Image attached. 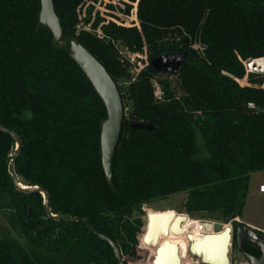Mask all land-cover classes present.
Here are the masks:
<instances>
[{
	"label": "trees",
	"instance_id": "obj_1",
	"mask_svg": "<svg viewBox=\"0 0 264 264\" xmlns=\"http://www.w3.org/2000/svg\"><path fill=\"white\" fill-rule=\"evenodd\" d=\"M52 1L63 45L38 32L40 0H0V129L6 131H0V264H118L112 247L85 225L48 214L84 220L114 242L117 219L181 193L182 213L193 220L223 223L233 214L240 220L251 176L264 172V75H246L243 65L264 58V0H130L136 19L128 17L132 5L108 6L113 20L120 21L116 11L127 16V27L98 13L93 19L88 0ZM135 20L138 27H129ZM71 42L123 92V53L146 51L148 65L121 95L116 193L102 168L106 108L72 60ZM185 53L175 76L150 65ZM180 92L192 102L191 93L201 92L202 109L214 111L201 119ZM13 136L20 142L17 183L45 191L48 211L40 193L13 183ZM138 229L124 235L133 241Z\"/></svg>",
	"mask_w": 264,
	"mask_h": 264
},
{
	"label": "water",
	"instance_id": "obj_2",
	"mask_svg": "<svg viewBox=\"0 0 264 264\" xmlns=\"http://www.w3.org/2000/svg\"><path fill=\"white\" fill-rule=\"evenodd\" d=\"M40 1L41 10L37 27L38 32L51 34L56 44L63 45L64 38L62 23L56 16L53 1ZM70 53L72 60L88 79L106 108L107 119L102 125L100 135L102 168L109 189L113 193H116L112 178V164L120 140L121 128L124 120L121 95L128 91L129 88L124 86L125 92H123L122 86L115 83L103 66L86 49L76 42L70 43ZM187 57L188 55L186 53L167 54L154 59L151 61L150 65L156 72L175 76ZM132 128L137 130L150 129L149 126L142 124H134L132 125ZM0 131L6 132L2 129H0ZM13 138L16 140L15 156L11 162L13 183L19 191L40 193L44 198L46 210L48 211V196L45 191L39 188L23 189V187L17 183L14 168L20 152V142L14 136ZM48 215L53 219L82 223L98 239L107 242L114 250L117 263L123 264L117 243L97 233L86 221L80 219L58 218L51 214ZM174 217L175 213H155L148 215L147 233L142 229H138L133 241H130L129 238L123 234V244L128 250V253L138 261H144L147 256L152 254V264H181V252L178 244L172 243L169 240L160 242V239L167 236L169 233L177 237L182 236L181 225L185 222V217H180V215L175 219ZM236 218V214H233L231 218L226 219L223 223H216L214 225L211 223H203L202 226L205 232L203 237L197 241H194L191 236L188 237V241L190 242L188 247L189 255L197 259L201 264H230V247L235 244V248L239 255L247 262L250 264H264V249L261 250V257L259 259L252 258L243 252L242 248L244 245L252 247L257 242V231L244 224L233 231L234 220ZM158 223H161V225ZM152 234L154 236H152ZM214 242H218L220 246V261H216L215 258L210 257L212 254L210 251V243Z\"/></svg>",
	"mask_w": 264,
	"mask_h": 264
},
{
	"label": "rangeland",
	"instance_id": "obj_3",
	"mask_svg": "<svg viewBox=\"0 0 264 264\" xmlns=\"http://www.w3.org/2000/svg\"><path fill=\"white\" fill-rule=\"evenodd\" d=\"M123 4L133 5V3H131L130 0H96V2L87 1L85 7H88V6L93 7V13H92L93 19H95V16L98 13L100 17L106 20V22H111L112 19L108 16L110 11L108 10L107 7L112 6L114 8L123 9ZM115 13L116 14L114 13L113 14L116 15V17H118V19L120 20L119 22L117 21L116 22L119 24L121 22L124 26H126L127 23H125L122 20L126 16L120 14L117 11ZM133 16H134V12L131 11L130 16L128 17H133ZM133 23L136 24V20L133 22L130 21V23L128 24L130 25L129 27H131ZM96 35L99 36L100 33L97 32ZM123 55H125V57L128 58V66L126 67V71L124 70L123 72H119V74L121 75V78L119 79H122L124 81L123 82L124 85L127 88H130L132 77H134V75L130 73L131 68L129 69V67L138 68L139 63H144V60H142L141 58H138L137 56H132V54H128L125 52L123 53ZM140 61H143V62H140ZM126 72L128 75H126ZM200 93L201 92H197L196 95H193L191 93V95L194 98L196 97L194 102L189 101V100L187 101V99L184 98V93L180 92V95H181V101L183 103L188 102L190 105H192V108L195 109L194 110L195 114L201 119H203L205 116L211 114L214 110L211 109V107L207 109H202L201 100L203 97H201ZM262 183H264V172H260V173H257L251 176L248 194L246 196V200H245L241 218H240L243 224H247V226H253L260 230H264V196L259 195L256 192V190H257V186ZM185 198H186V195L184 193H181V194L172 196L164 201H161V202L152 204L148 207H145L144 211L141 214H138L131 218L123 217L120 220L117 219V225H116L117 233L115 235V241L118 243L120 247H122L121 245L122 243H124L122 242L123 240L122 233L124 234L126 230H133L136 226H138L139 229H142L143 231L145 230L147 231V216L148 215H152L155 213L170 214V213L175 212L176 213L175 217L178 216L177 214H180V217H184L182 216L183 215L182 206L184 204ZM127 220H129L131 224L128 225ZM158 224L161 225V223H158ZM0 225H5V221L3 220L1 215H0ZM166 237L168 238V235ZM176 238H177L176 241H178L179 243L180 237H176ZM184 250L185 249L182 246V250L180 249L181 254L182 252L187 253V254L183 253L181 256V259H183L182 260L183 264H201L197 259L189 255L188 251L186 252V250L185 251ZM230 251H231V248H230ZM234 255L235 254L234 253L232 254V252L229 253V258L231 261L233 260ZM152 257L153 255L151 254L147 256V259H145L144 261H134V259H132V257H130L128 253L123 252V258L124 260L127 261L128 264H147L148 261H151Z\"/></svg>",
	"mask_w": 264,
	"mask_h": 264
},
{
	"label": "built area",
	"instance_id": "obj_4",
	"mask_svg": "<svg viewBox=\"0 0 264 264\" xmlns=\"http://www.w3.org/2000/svg\"><path fill=\"white\" fill-rule=\"evenodd\" d=\"M88 1H90V0H88ZM132 6H133V10L132 11L134 12V18L136 19V4H133ZM114 14H116V13H114ZM111 22H114V23L119 25V23H117L113 19L111 20ZM135 26L138 27L137 20H136ZM87 29H89V26H88ZM197 48L202 49V47H200V46H197ZM132 56H137L138 58H141L142 60H144V63H139V67L138 68L129 67V69L131 68L130 73L133 74L134 76H136L144 67H146L148 65L147 55H146V51L144 50L142 55L132 54ZM140 62H143V61H140ZM243 65H244V69H245L246 75L249 74V73H255V74L264 75V58H259V59H256V60L248 61V62L244 63ZM158 79H159L158 77H154V79L152 81H153V85H154V89H155L154 90V96L157 99H160L161 92H160L159 85L157 83ZM246 83H247V81H246ZM261 89H264V84L261 86ZM249 107H252V106L249 105ZM257 193L259 195H261V196H264V183L259 184L257 186ZM182 216H184L186 218V221L181 225L182 236H180V241L178 243V246H179V249L182 250L183 243H185V250L187 252V247H189V244H190V242L188 241V237L191 236L194 241L199 240L201 237H203V235H205L204 228H203L202 224L203 223H211L212 225H214V224H216V222H210V221H204V220H192L191 218H189L187 215H184V214ZM235 224H241L240 220L236 218L234 220V225ZM252 229H254V228H252ZM257 232L262 234V235H264V230H258ZM183 253L184 252H182V254ZM182 254H181V256H182ZM184 254H187V253H184ZM237 256L239 258L238 261L231 262L230 264H250L249 262H247L241 256H239V255H237Z\"/></svg>",
	"mask_w": 264,
	"mask_h": 264
},
{
	"label": "flooded vegetation",
	"instance_id": "obj_5",
	"mask_svg": "<svg viewBox=\"0 0 264 264\" xmlns=\"http://www.w3.org/2000/svg\"><path fill=\"white\" fill-rule=\"evenodd\" d=\"M175 213V212H174ZM176 214V213H175ZM179 215V214H177ZM176 218V217H175ZM174 218V219H175ZM241 225L243 224H239V225H234L233 227V231H235L237 228H239ZM170 234V233H169ZM168 234V236H169ZM257 242L251 247V246H248V245H244L242 250L245 254L251 256L252 258H256V259H259L261 257V250L264 249V235L260 234L257 232ZM234 245V246H233ZM230 248H231V251L230 252H236L237 255H239L238 251L236 250L235 248V244H233ZM122 247L118 246L119 249H120V253H121V257H122V261H123V264H128L126 260H124L123 258V252H126L128 253L126 247L124 246V244L122 243L121 245ZM125 250V251H124ZM229 252V253H230ZM129 254V253H128ZM130 255V254H129ZM240 256V255H239ZM132 259H134V261H138L135 257L131 256ZM147 259V258H146ZM231 261V260H230ZM151 262H152V258H151ZM182 264H183V261H182Z\"/></svg>",
	"mask_w": 264,
	"mask_h": 264
},
{
	"label": "bare ground",
	"instance_id": "obj_6",
	"mask_svg": "<svg viewBox=\"0 0 264 264\" xmlns=\"http://www.w3.org/2000/svg\"><path fill=\"white\" fill-rule=\"evenodd\" d=\"M23 189H29V188L23 187ZM185 221H186V218H185ZM186 223H187V222H186ZM169 237H170V238H169ZM176 237H177V236H174V235L169 234L168 238L165 236V237H163V238L161 239L160 242L165 241V240H169V241H171L172 243H176V244H178V241H176V240H177ZM183 248L185 249V245H184V243H183ZM219 248H220V246H219V243H218V242L210 243V251H211V253H212V254L210 255V257L215 258L216 261H220V260H219ZM184 251H185V250H184ZM187 251H188V248H187Z\"/></svg>",
	"mask_w": 264,
	"mask_h": 264
},
{
	"label": "crops",
	"instance_id": "obj_7",
	"mask_svg": "<svg viewBox=\"0 0 264 264\" xmlns=\"http://www.w3.org/2000/svg\"><path fill=\"white\" fill-rule=\"evenodd\" d=\"M256 192H257V190H256ZM240 222H241V220H240ZM242 223V222H241ZM243 224V223H242ZM244 225H246L247 226V224H244ZM248 227H251V228H254V229H256L257 231L258 230H260V229H258V228H255V227H253V226H248ZM232 254H233V252H232ZM234 258H233V260L231 261V262H236V261H238V256H237V254L234 252Z\"/></svg>",
	"mask_w": 264,
	"mask_h": 264
}]
</instances>
